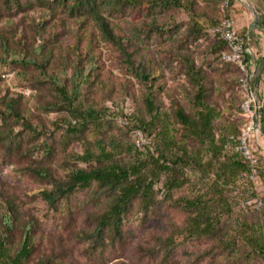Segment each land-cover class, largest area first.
<instances>
[{"label":"rangeland","instance_id":"obj_1","mask_svg":"<svg viewBox=\"0 0 264 264\" xmlns=\"http://www.w3.org/2000/svg\"><path fill=\"white\" fill-rule=\"evenodd\" d=\"M219 7L220 0H177L164 6H118L102 1L100 12L122 36L129 62L121 48L103 35L85 5L78 6L74 0H0V209L9 204L15 213L8 236L13 249L18 247L21 226L32 222L34 247L29 264L40 258L51 259V264H264L256 249L239 235L241 228L248 233V225L256 222L264 229L262 168L256 184L239 181L225 189L222 197L227 203L222 205L212 198V177L189 166L185 184L172 191L164 189L161 176L153 207L144 212L139 199L133 200L122 217L119 238L109 229L97 237L93 234L95 215L111 202L113 190L93 183L57 197L52 193L53 179L30 171L47 168L56 177L66 178L70 170L86 166L76 158L84 146L109 149L131 144L132 137L128 128L109 117L99 127L89 123L68 132L59 120H69L71 115L49 106L59 101V96L36 66L24 62L26 59L45 62L48 72L68 86L74 69L88 72L78 99L82 107L98 111L105 112L106 106L120 108L129 97L138 115L147 118V83L152 82L155 103L159 111L167 113L178 139L186 133L175 121L173 104L179 103L193 114L192 79L182 60L186 55L203 75L207 100L217 105L215 126L237 125V68L222 58L225 47L208 32L220 16ZM233 17L237 23L235 7ZM252 20L251 15L249 23ZM198 29L200 33L194 36ZM263 51L264 47L256 50L262 55ZM256 67L264 69L263 58L255 60L250 69ZM8 102L13 103V113H8ZM15 113L23 115L34 130L20 125ZM151 133L156 146L158 128ZM186 139L188 146L194 143L192 138ZM123 155L127 159L142 156L138 151ZM183 197L211 203L218 218L215 229L208 235L189 237L175 246L166 260L161 250L150 254L157 235L164 236L185 222L189 210ZM257 198H261V206H256Z\"/></svg>","mask_w":264,"mask_h":264},{"label":"trees","instance_id":"obj_2","mask_svg":"<svg viewBox=\"0 0 264 264\" xmlns=\"http://www.w3.org/2000/svg\"><path fill=\"white\" fill-rule=\"evenodd\" d=\"M102 1L104 0H74L76 5L87 7L88 14L97 22L103 35L118 45L130 62V56L127 47L123 43L122 36L113 31L110 22L100 12ZM105 1L113 2L118 6H122L124 3L150 6L177 3V0ZM219 12L220 16L217 22L222 16L220 7ZM199 33L200 30L198 29L194 36ZM211 36L219 40L221 45L225 47L224 50L227 49V45L222 39L216 35ZM182 60L186 66L185 72L192 79L190 104L193 114H188L179 103L173 104L172 112L175 121L186 133L185 137L178 139L172 133L173 127L171 121L167 118V113L159 111L155 103V89L152 82L147 83L146 111L148 117L139 116L132 103L134 112L129 117L128 125H120L117 122L116 115L121 111L125 99L129 97L123 100L120 108L106 106L105 112L89 107L84 108L78 98L82 80L86 79L88 72L84 73V70L80 68L74 69L70 77L71 85L68 86L56 74L48 72L45 62L37 59L24 60L25 63L36 66L42 79L47 81L57 92L59 101H53L49 106L65 109L71 115L69 120L64 118L59 120L66 124L65 129L68 132L79 130L89 123L99 127L105 117L113 119L115 123L128 128L131 132V144L118 145L109 149L104 145H100L97 150L84 146L82 152L76 154V158L86 163V166L75 167L69 171L66 178L56 177L47 168L44 171L30 169L33 173L53 179L55 188L52 193L56 194L57 197H65L75 190L89 188L93 183L98 187H107L115 192L111 202L95 215L93 234L96 237L104 229H109L112 231L113 237L119 238L122 231V217L130 208L133 200L139 199L140 209L144 212L148 211L153 207L155 187L160 177L164 176L163 187L167 191L180 188L187 181L185 169L188 166L205 177H212L210 189L212 195H214L212 198H218V205L227 203L222 194L229 186L239 181L252 184L247 177L249 167L246 159L240 153L229 149L233 143L231 136L238 132L241 123L239 108L242 100L241 94L238 103L239 123L234 126L225 127L220 125V127H216L215 120L219 116V110L216 104L209 102L206 98V85L200 69L188 56L183 55ZM227 62L233 63L237 68V85L239 88V79L243 73L235 62ZM136 72L140 73L142 71L137 69ZM141 74L143 78L147 79L144 72ZM7 106H9L8 113H13V103L8 102ZM14 117L23 127L29 128L30 131L34 130V127L23 115L15 113ZM135 128H141L151 137L152 151L141 150L136 147L133 140V130ZM155 128H158L156 146L151 133ZM4 136L9 137V134L5 133ZM187 137L192 138L194 143L188 146L185 141ZM137 151L142 156L135 155L133 159H127L123 155V152L137 153ZM262 175L263 172L260 170L259 179ZM182 202L189 210L185 222L174 226L173 230L164 236L157 235L155 245L150 248V254L161 250L163 252L162 257L166 260L169 252L175 246L183 244L189 237L208 235L215 229V222L218 218L211 210V203H207L199 197H183ZM14 224L15 213L13 209L9 204L4 205L0 209V264H29L28 257L34 247L32 222L28 221L21 226V236L16 249L9 246L8 240L9 232ZM248 229H250V232L247 233L246 230L241 228L239 235L243 236L246 243L252 245L264 259L263 226L256 222L253 225L249 224ZM35 264H51V259L40 258Z\"/></svg>","mask_w":264,"mask_h":264},{"label":"built area","instance_id":"obj_3","mask_svg":"<svg viewBox=\"0 0 264 264\" xmlns=\"http://www.w3.org/2000/svg\"><path fill=\"white\" fill-rule=\"evenodd\" d=\"M234 0H222L220 3L221 18L212 25L208 32L222 39L227 49L222 52V58L226 61L235 62L241 69L243 75L239 79V92L242 96L240 102L241 123L236 134L232 135L233 143L229 149L240 153L246 159L249 167L248 180L256 184L259 180L261 170V159L258 152V137L261 132L259 126V105L256 93L252 88L253 71L255 66L252 51L248 44V34L241 32L233 17L232 3ZM134 108L129 98H126L121 111L116 115L120 125H128L129 117ZM133 140L137 148L141 150H153L151 137L141 128L133 130ZM256 206H261V198L254 200Z\"/></svg>","mask_w":264,"mask_h":264},{"label":"crops","instance_id":"obj_4","mask_svg":"<svg viewBox=\"0 0 264 264\" xmlns=\"http://www.w3.org/2000/svg\"><path fill=\"white\" fill-rule=\"evenodd\" d=\"M233 4L237 11V25L241 32L248 34V44L252 51L251 56L253 58L256 56L255 60L262 58L264 60V54L260 53L262 51L256 52L259 48L264 47V42L262 41L264 32V0H235ZM251 15L253 20L249 23V16ZM252 71V88L256 93L259 105V126L261 130L258 137V152L261 159V168L264 169V69L256 67Z\"/></svg>","mask_w":264,"mask_h":264}]
</instances>
